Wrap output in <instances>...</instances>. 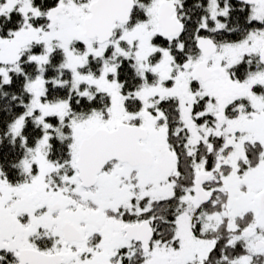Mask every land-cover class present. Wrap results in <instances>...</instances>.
Masks as SVG:
<instances>
[{
  "label": "snow or ice",
  "instance_id": "6c2138e0",
  "mask_svg": "<svg viewBox=\"0 0 264 264\" xmlns=\"http://www.w3.org/2000/svg\"><path fill=\"white\" fill-rule=\"evenodd\" d=\"M0 264H264V0H0Z\"/></svg>",
  "mask_w": 264,
  "mask_h": 264
}]
</instances>
